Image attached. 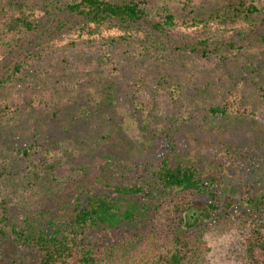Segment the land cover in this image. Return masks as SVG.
I'll use <instances>...</instances> for the list:
<instances>
[{
	"label": "rangeland",
	"instance_id": "1",
	"mask_svg": "<svg viewBox=\"0 0 264 264\" xmlns=\"http://www.w3.org/2000/svg\"><path fill=\"white\" fill-rule=\"evenodd\" d=\"M144 1L149 16L129 29L93 33L94 24L66 9L67 0H16L10 14L24 12L31 27H0V201L9 226L0 264H40L41 256L18 244L11 229L38 231L69 219L78 183L97 192L111 183L142 184L166 156L192 163L205 180L203 193L186 195L199 214L188 231L201 232L209 247L200 264H248L246 216L264 197V16H219L228 0ZM187 9L203 22L153 28L166 10L183 17ZM204 39L207 47L197 52L178 49ZM142 44L150 48L139 56ZM165 81L182 90L164 92ZM232 92L241 94V114L213 117L211 107ZM29 145L51 154L53 172L33 176L18 152ZM41 156L35 158L45 162ZM182 195L155 194L152 205ZM148 216L95 240L120 244L147 230Z\"/></svg>",
	"mask_w": 264,
	"mask_h": 264
},
{
	"label": "trees",
	"instance_id": "2",
	"mask_svg": "<svg viewBox=\"0 0 264 264\" xmlns=\"http://www.w3.org/2000/svg\"><path fill=\"white\" fill-rule=\"evenodd\" d=\"M228 1L227 11H221L219 16L232 20L239 16L248 20L256 12H261L264 16V7L259 8L257 0ZM18 4L16 0L2 1L0 27L8 31L18 28L20 24L31 27L24 12L22 16L10 14ZM144 4V0H67L66 9L87 24H94L92 32L98 33L103 27L129 29L144 22L149 16ZM190 4L191 0H185L184 5ZM186 12L188 15L182 17L166 10L161 20L155 21L152 26L156 30L164 31L178 23L194 25L203 22L195 12L188 9ZM116 40L118 38L114 37L109 44ZM141 46L143 51L139 56L145 55L150 48L144 44ZM200 46L207 47L205 39L199 40L198 44L181 45L178 49L197 52ZM154 50L159 59L165 58L163 49ZM203 52L207 51L203 49ZM233 56L235 55L228 57ZM164 83V92L171 95L182 90L181 83ZM259 89L260 95L264 97V86ZM241 102V94L232 92L222 105L211 107L212 115H239L242 112ZM18 152L27 158L35 178H39L40 171L44 168L51 172L55 170L56 164L51 161V154L45 150L41 151L38 147L29 145ZM37 153L42 155L45 162L35 158ZM110 162L108 158L106 164L109 165ZM81 169L86 170L84 167ZM204 182L198 167L166 156L151 173V178L145 179L142 184L111 183L107 185L108 190L97 192L89 189V186L83 187V183H78V188L82 189L69 195L72 207L69 219L60 224L50 222L49 226L38 231L29 232L26 229L20 232L13 227L11 232L18 244L41 256L40 264H200L206 258L209 247L201 232L188 231V222L198 218L199 214L193 212L195 199L187 196L203 193ZM169 191H179L183 195L167 206L152 205V195ZM209 207L216 208L213 203ZM5 211L4 202L0 201V246L9 229L5 222ZM139 216H148L150 223L147 230L131 233L130 237L117 245L95 240V234L134 223ZM246 224L242 245L248 264H264V197L259 199L258 209L250 211L246 216Z\"/></svg>",
	"mask_w": 264,
	"mask_h": 264
}]
</instances>
